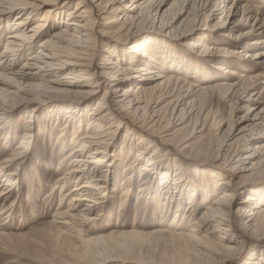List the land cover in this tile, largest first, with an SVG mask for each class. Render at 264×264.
Masks as SVG:
<instances>
[{"label":"bare ground","instance_id":"obj_1","mask_svg":"<svg viewBox=\"0 0 264 264\" xmlns=\"http://www.w3.org/2000/svg\"><path fill=\"white\" fill-rule=\"evenodd\" d=\"M209 1L182 0L181 7L171 14L165 9L164 0H0V39L8 30L5 48L0 51V82L4 79L8 81V88L4 92L13 95V100L16 99L15 103L9 105L5 100L0 101V134L9 133V125L6 126L9 118L16 111L27 109L26 105L33 103L35 109L39 108L35 113L29 114L30 119L33 118V122L37 123L38 116L46 111L39 105H54L51 101L53 97L66 99L67 104L54 106L50 118L51 123H56L55 125L59 119L63 120L64 127L52 143L53 148L61 155L54 172L55 177H60L47 193L45 198L48 200L45 203L52 204L56 190L60 191V202L54 213L56 220L49 226H52L54 233L59 236L67 237L66 234L78 232L77 236L82 238L81 243L85 251L83 257L87 259L99 255L97 261L92 262L94 264L117 260L122 262L123 259H116L118 256L113 258L110 252L119 245L123 248L125 238L137 241L143 236L149 238L165 234L183 242V248L180 247L182 252L179 250L178 253L182 254L181 260H178L177 264H197L195 257L207 255L206 253L218 257L219 252L214 251L215 249L224 253L235 252L238 240L229 232L232 229L231 217L238 213H242V230L250 234L264 235V196L247 194L239 205L233 204L235 193L246 190L242 179L253 175L259 163L263 162L262 160L257 164L251 163L255 155L246 154L248 143L244 139L233 148L225 144L223 154L218 153L215 156L219 170L235 172L241 182L234 186L231 177L221 178L220 175L213 178L212 183H198L196 186L202 193V204L209 201L199 216L194 213L196 195L192 186L195 183H191L187 174L179 175L176 171L170 173L167 169L158 173L159 184L153 186L154 192L149 197L152 203L158 205V215L163 221L160 229L149 234L133 229L129 232H112L109 235L83 238L84 233L95 230L94 225L101 217L109 219L113 215L108 207L115 200H119L116 217L120 221L131 199V189L135 185V204L139 207L141 198L143 200L151 191L153 176L157 174L155 171L164 165L160 162L165 160L166 152L160 158L157 152L173 151V144L174 149L189 147L186 141H178L175 144L174 137L188 127L193 119L196 123L202 120L198 133L202 132L207 114L202 116L201 112L195 109L197 98L203 100L214 92L222 98L234 96L240 87L241 79L245 77L233 69L223 70L217 66L215 69L223 70L222 73H228L230 76H225L224 81L212 86L191 85L171 66L177 62L173 50L170 49L174 46L173 43L206 57L208 62L217 61L219 64L243 54V60L251 57L258 67L261 65L260 55H264V52L253 55L248 46L239 50H226L209 45L214 37L223 38L229 34V37L237 38L243 34H234L238 24L235 26L232 19L238 15L240 2L244 0H233L230 7L228 3L231 0H215L211 11L206 10ZM250 1V13L264 10V0ZM74 2L75 6L72 7ZM174 4H177V0L172 6ZM244 8L242 7L243 10ZM221 9L227 12L225 22H228V25L223 23L220 25L221 30L213 29L216 25L211 26L208 23L210 13ZM190 14L192 19L188 23L187 17ZM184 15L185 18L181 20ZM12 18L15 20L10 23ZM177 20H181L178 26L175 25ZM145 21L151 23L152 30H143L141 25ZM255 22L251 33L254 32L256 36L264 35V20L256 19ZM107 25H116V29L103 31ZM204 30L206 33L202 34ZM97 36L108 38L113 43L110 48L102 50L104 53L100 67L93 66V59L98 55L97 44L101 42H94ZM156 40L163 41L161 47L165 52H159V42H155ZM259 44H264V39L253 41L249 45ZM35 46L38 48L36 51ZM105 46L108 47L107 44ZM225 52L229 53L227 59L222 58L226 55ZM24 56L28 57L22 66L15 70L16 64ZM236 66L238 69H244L241 64ZM92 68H95L93 73ZM260 76L257 73L248 79L258 81ZM101 91L102 97L87 112L88 104L97 98ZM170 106H173L171 115L164 122L165 109ZM123 111L130 117L132 126L138 129L139 134L132 133V130L126 127L125 137L120 147L115 150L112 140L120 128V113ZM259 115V112L254 114L255 120ZM26 123L20 143L8 157L0 161V185L3 186L0 187L1 242L11 236L7 231L12 227V220L17 215L14 204L18 206L21 198L19 187L13 191L12 186L20 184L21 174L18 170L28 161L27 151L41 130L35 125L32 126L31 120H26ZM232 132L228 130V134ZM133 138L138 141L135 146H132ZM147 138L151 141H147ZM157 141L160 146L156 145ZM135 148L136 155L133 154ZM142 159H146L145 165H141ZM119 168L121 173H118ZM134 173H137L136 179ZM187 180L192 193L183 187L184 181ZM35 183L42 187L37 173L27 179L26 207L31 215L36 211L33 204ZM69 185L72 187L69 188ZM107 189L110 197L105 192ZM166 189L173 194L164 191ZM188 192L191 196L184 207L182 198L188 196ZM115 194L119 195L118 199ZM7 202H10L9 205H6ZM146 202L147 199L144 204ZM255 204L257 207L253 208ZM133 226L137 224L134 223ZM251 260L250 257L245 264H261L250 262ZM260 260L264 264V259ZM138 264L147 263L140 261Z\"/></svg>","mask_w":264,"mask_h":264},{"label":"rangeland","instance_id":"obj_2","mask_svg":"<svg viewBox=\"0 0 264 264\" xmlns=\"http://www.w3.org/2000/svg\"><path fill=\"white\" fill-rule=\"evenodd\" d=\"M174 1L175 0H164L165 9H167V11L171 14H174L181 7L182 0H177V4H174L172 6ZM214 1L215 0H210L208 2V4L206 5V10L211 11V9L214 7ZM232 2L233 0L228 3L229 7L231 6ZM251 4L252 3L250 0H244L243 2H240L238 15L232 19V22L235 23V26L238 24L234 29V34L238 35L243 33L241 36L237 38H231L229 37V34H227L226 36H224L225 38L220 37L221 39L214 37L213 40H210L209 45L225 48L226 50H230L231 48H236L237 50H239L243 46H248V50H251L253 55H256V53L258 52H264V44L253 46L249 45L253 41L264 39V35L256 36L254 32L251 33L253 27H255L254 23H256V19L261 21L264 20V10L253 11L250 13L248 8ZM74 6L75 2L73 3L72 7ZM242 7H245L244 10L242 9ZM212 13H215V15L213 16ZM226 13L227 12H225L224 9L216 12H211L208 20L209 25H216L213 29L221 30L220 25H223V23H225V26L228 25V22H225V20L227 19ZM184 18L185 15L181 18V20ZM191 19L192 15L190 14L187 17L188 23ZM230 19L231 17L228 18V21H230ZM13 20H15V18H12L10 23H12ZM181 20H177L175 25L178 26ZM141 27H143L144 31L152 30L151 23L147 21H145L141 25ZM114 29H116V25H107L105 26V28H103V31H112ZM143 30H141V32ZM203 32L204 33L202 34H205L206 30H204ZM7 33L8 30L4 32L3 36L0 39V51L5 48V37ZM97 37V40H95L94 42L97 43V41L100 40L101 42L97 44L98 48H96V54L98 55L93 59V66L100 67V63H102L103 60L102 54L104 53L102 52V50H104L105 48H110L113 43L110 42V39L108 38L106 39L100 36ZM157 38L160 39V37ZM157 38L152 37V39ZM161 39L164 38L161 37ZM219 40L222 41L218 42ZM155 42H159L157 44L159 52H165L164 48L161 47V43H163V41L161 42L156 40ZM105 44H107L108 47H106ZM172 46L173 47H168L173 50V54L177 59V62L174 65L172 64L171 66L172 68L177 69L179 76L185 78L186 82L190 83L191 85L212 86L219 81H224L223 78L225 76H230L228 75V73H222L225 69H233L236 73H242L245 77L241 79L240 87L237 88V92L234 96L228 95L222 98L221 95L217 94V92H214L213 94H210L206 98H204V101L200 98H197L195 100V109L199 110L202 116L207 114L205 126L203 127L202 132L198 133L199 129H201L202 120L200 119V121L196 123L193 119L189 123L190 126L188 125V127L183 129L178 135H176L174 137L175 140L173 139L175 144L178 141H180L179 143H183V141H186L189 147L185 149L184 146H182L179 147V149H174L175 145L173 144L174 152L172 150L170 152H167L165 150H160L159 153L157 152L159 158L161 155H164V152H166L165 160L160 162L164 165L159 168V170L155 171L157 174L153 176L154 183L152 182L153 185L151 186V191H149L147 195H145L146 197L143 198V200L141 198L140 201L142 202L139 207L137 208L135 204L136 199L134 194L135 189L137 188V186L135 185L133 189H131V199L127 203L128 205L122 217L120 218V221H118L116 217V207L118 206L119 200H115L108 207L110 210H112L113 215L109 217V219H102L101 217L98 222H96V225H94L96 226L94 227L95 230L91 233H84L83 238L87 236L92 237L93 235H109L112 232H129L133 229H136L141 233L149 234L156 229H160L162 227L161 222L163 223V221H161V218L158 215V205L152 203L149 197L150 195H152L151 193L154 192L153 186H158L159 184L158 182L160 177L158 173H163V171L167 169L170 173H174V171H176L179 175L187 174L189 176L188 179L192 181L191 183H195V185H191L192 188L195 189L196 195L194 213L196 216H199L205 209L209 201L207 202V204H202V193L200 192V189H197L196 186L199 185L198 183H212L213 178L217 176L220 177V175L221 178L231 177V179L235 180L236 182L232 180L234 186L236 183L241 182V179L239 181L235 172L219 170L217 166L218 164L215 161V156L218 153L221 155L223 154L225 144L230 148H233L237 144L242 143L244 139V141H247L248 143V150L246 154L255 155L253 156L251 163L257 164L262 160L263 162H261L262 164L259 163L256 168L257 171H255L253 175H251L249 178L242 179V182L245 183L246 190L235 193L233 204H235V206L239 205L242 201H244L247 194L249 195L252 193L255 194V196L257 194V197L264 196V55H260V57L262 58V63L259 67L255 64L256 62L252 60L251 57L247 60H243V54H238L236 57H233L232 60L218 64L217 61L208 62V59L206 57L190 52L188 48L186 49V47H183L182 45L173 43ZM112 47L111 50H113ZM36 50H38L37 46H35V51ZM225 54L226 55H223L222 58L227 59L226 57L229 53L225 52ZM27 57L28 56H24L23 59L19 60V62L15 66V70L22 66ZM239 64L243 65L244 69H238L236 65ZM217 66H219V68H223V70H220L218 68L215 69V67ZM94 69L92 68L91 73L95 71ZM257 73L261 75L260 80L256 81L255 79H248ZM235 78L236 77H233V79ZM7 82L8 81L5 79L0 82V101L3 102L5 100L9 105L11 103H15L16 99H12V97H14L13 95L5 94L6 92L4 91L8 88L6 84ZM102 93V91L99 92V96L88 104L86 109L87 112L94 105V103L102 97ZM51 101L54 105L46 106L45 103H40L41 105L39 106H41L42 109H46V111L44 113L42 112V114L38 116L37 123L33 122V118L30 119L29 114L35 113V111H37V109L39 110V108L35 109L36 107L33 103L28 104L26 105L28 106L27 109L16 111V113L9 118L10 120L8 119L9 121L6 126L9 125V133L7 135L0 134L1 161L2 159L8 157L14 147L18 145V143H20L23 126L24 124H27L26 120H31L33 124L32 126L35 125L36 127H39L41 129L39 131L40 133H37L35 139L33 140V143L30 144L31 146L29 151H27L26 156L29 158L28 161L18 170L19 174H21L20 184H18L17 186H15L16 184L12 186L13 191L14 189H17V187H19L21 198L18 206L17 204H14V207L16 206L17 215L12 220V227L7 231V233H9V235L11 236H9L10 238H7L5 241L1 242L2 239L0 240V264H94L92 262L96 260L97 257H99V255L93 258L89 257L87 259L83 257L85 251L83 249V243H81L82 238L80 236H77L79 234L78 232L66 234L67 237H64L65 235L59 236L58 233H54L55 230H52V226H49L50 223L56 220L54 213L57 210L61 196L60 191L56 190L55 195L51 200L52 204L45 203V201L47 202L48 200V198H45L47 193L56 184V181L60 177V175L58 177H55L54 172L55 167L57 166L58 161L61 158V155L58 154V150L56 148H53L52 143L55 141L54 139L58 136V134H60L61 129L64 127L63 120L59 119V121L57 122L58 124L55 125L56 123H51L52 120H50V118L52 116V110L54 109V106H62L68 103L66 99L59 97H53ZM172 107L173 106H170L165 109L164 122H166V119L170 117ZM175 109H177V107H175ZM258 112L260 114L259 118L255 120L254 114ZM120 114L123 120L121 119L120 128L117 130V134L114 136L115 140H112L115 144V150L120 147L121 142L125 137L126 127L131 129L132 133H135L136 135L139 134L138 129L135 128V126H132V121L126 114V112L123 111ZM84 125H86V123ZM228 130H232L233 132L231 134H228ZM240 131L241 133L238 134V132ZM224 134L227 136H225ZM49 135L52 136L50 137ZM4 138L6 139L4 140ZM135 139L136 138H133L134 145L132 146H135V144H137L138 142L137 139ZM147 141H151V139L147 138ZM156 143V145L159 144L158 141ZM219 145L220 147L218 148ZM135 151L136 148L133 150L134 155H136ZM145 164L146 159L142 162L141 165ZM120 171L121 170L119 168L118 173H121ZM35 173H37V177L41 179L42 187L37 186L36 184L38 183H35L33 204H35L36 206V211L31 215L28 208L26 207V197L28 193V189L26 187L28 177L31 175L33 176V174ZM134 174V178L136 179L137 173ZM188 183V180L184 181L183 187L186 191L191 192L192 188L188 186ZM71 185L73 186L74 184ZM71 185H69V188L72 187ZM1 186L2 184L0 185V187ZM172 189L173 187H171L170 190ZM167 190L168 189L164 191ZM174 191L177 192V190ZM105 192L110 197L108 189ZM167 192L173 194L169 191ZM190 192H188V196L182 198L184 207H186V203H188L189 201L188 198L192 193ZM115 197H117L118 199L119 195L115 194ZM215 197H213V199ZM146 199L147 202L146 204H144V201H146ZM9 203L10 202H7L6 205H9ZM255 207H257L256 204L253 205V208ZM183 210L184 208H182V211ZM241 214L242 213H238L235 217H231L232 229L229 232L231 236L233 235V237L238 240V245L235 246L237 250L235 252L231 251L224 253L220 251V249H215L214 251L219 252L218 257L212 255V253H206L207 255L204 256L199 255L198 257H195L197 264H245L249 261L250 257L253 260H251L250 262H258L263 264L260 259H264V235L262 236L260 234H250L248 231H245L244 229L242 230ZM116 223H119V225L116 226ZM134 223H136L137 226L134 227ZM56 237L58 238V240ZM145 237L143 236L137 241L135 239H132V241L128 238H125V240H123V242H125L123 248L119 245L110 252V255L113 258H116L118 256L116 259H123V261L118 262L117 260L113 262H105L102 264H138L140 263V261L141 263L147 264H177L181 260L182 254L179 255L178 253H180V251L182 252V250H180V247L183 248L182 241L174 239L170 234H165L163 236H151L149 238L146 237L147 239ZM70 242L73 244H70ZM73 252L75 253L73 254ZM214 257L217 259L214 260ZM47 261H50L51 263Z\"/></svg>","mask_w":264,"mask_h":264}]
</instances>
